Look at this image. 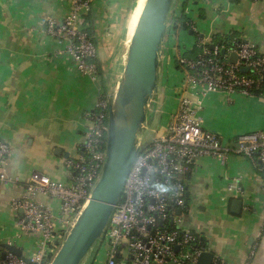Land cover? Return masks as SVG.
Instances as JSON below:
<instances>
[{"label": "crops", "instance_id": "1", "mask_svg": "<svg viewBox=\"0 0 264 264\" xmlns=\"http://www.w3.org/2000/svg\"><path fill=\"white\" fill-rule=\"evenodd\" d=\"M145 1L91 0L90 12L84 17V27L96 48L93 63L98 77L91 82L75 71L44 24L52 19L59 25L70 0H0V140L10 147L7 175L18 176L22 183L33 173L57 182L66 180L65 161L75 160L81 153L89 125L85 114L93 111L99 90L113 99ZM184 3L187 20L200 36L209 39V47L236 33V38L264 54V0H175L170 14L174 20L181 16ZM169 29L161 46L152 101L161 126L158 134L165 132L176 107L182 80L181 71L175 68L176 58L197 45L188 31L177 29L171 37ZM261 92L251 97L207 95L200 113L203 127L228 143L242 134L264 132V90ZM234 180L239 181L240 195L227 191ZM186 187L183 229L201 235L209 252L223 264H264V178L248 160L231 157L221 166L212 159H198L186 178ZM23 194L22 185L0 184V260L6 251L3 245L22 252L31 248L11 207L12 199ZM37 200L54 205L41 196ZM234 200L242 202L239 215L231 212ZM193 213L196 219H191ZM99 250L102 253L97 259ZM99 250L92 264H106L105 249ZM116 264L126 263L117 259Z\"/></svg>", "mask_w": 264, "mask_h": 264}, {"label": "built area", "instance_id": "2", "mask_svg": "<svg viewBox=\"0 0 264 264\" xmlns=\"http://www.w3.org/2000/svg\"><path fill=\"white\" fill-rule=\"evenodd\" d=\"M90 9L91 0H70L69 10L59 25L52 19L44 20V24L63 47L75 71L95 82L96 48L84 27V17ZM175 22L171 21L169 32L175 30ZM189 27L200 51L195 58L183 54L176 58L182 80L176 91L174 114L163 134L154 132L156 136L149 144L139 143L140 152L102 238L106 264H116L117 259L126 264H197L200 255L209 252L200 241L201 235L181 227L187 208L186 178L198 159H212L225 166L231 157H241L264 178L263 131L239 135L228 143L205 129L200 117L207 95L251 97L255 90L263 92L264 54L242 41L230 49L220 45L211 48L208 38L200 36L190 22ZM231 55L236 56L235 64L229 62ZM242 68L247 73L241 72ZM109 105L110 100L99 90L93 111L84 117L89 125L80 145L81 153L75 160L65 161L64 182L33 173L22 183L18 176L7 175L10 147L0 140V184L11 188L23 186L24 194L12 199L11 207L21 234L31 245L22 252L29 263L5 251L0 264H50L99 180L106 152ZM227 191L232 196L240 195L239 181L230 182ZM37 196L54 205L37 200ZM211 264L223 261L213 256Z\"/></svg>", "mask_w": 264, "mask_h": 264}, {"label": "water", "instance_id": "3", "mask_svg": "<svg viewBox=\"0 0 264 264\" xmlns=\"http://www.w3.org/2000/svg\"><path fill=\"white\" fill-rule=\"evenodd\" d=\"M174 1H145L130 40L122 76L110 100L106 152L99 180L88 204L50 264H92L101 246L127 175L140 152L138 134L154 118L153 106L152 110L149 109L157 92L160 51ZM221 55H224V51ZM229 62L235 64L236 56L231 55ZM241 72L247 73V69L242 68ZM241 209L242 202L234 200L231 212L239 215ZM176 215H180V212ZM2 247L29 263L21 250L8 245ZM4 255H1V260ZM212 259V253H203L197 264H211Z\"/></svg>", "mask_w": 264, "mask_h": 264}, {"label": "trees", "instance_id": "4", "mask_svg": "<svg viewBox=\"0 0 264 264\" xmlns=\"http://www.w3.org/2000/svg\"><path fill=\"white\" fill-rule=\"evenodd\" d=\"M230 2L231 3H236L237 0H230ZM185 9H186V4L184 3L182 5V13H181V16L178 19H176V22L174 23V29H176V30L177 29H181L183 31L190 32L189 21L187 20V18L185 16ZM236 37H237V34L236 33H232V35H229V36L224 37L222 39H218L216 45L223 46L225 49H230V48H232L234 46V44H237V43L241 42V40H239ZM216 39L217 38L214 39V42H215ZM199 51H200V48L196 45V46H194L192 48V50H190L187 53H184L183 56L186 57V58H195L197 56V54L199 53ZM175 68H176V70L181 71V67L178 65L177 62L175 64ZM259 91H261V90H255V91H253V93L255 95H257L259 93ZM200 241H201V243L204 246H207V243H206V241L203 238L200 239Z\"/></svg>", "mask_w": 264, "mask_h": 264}, {"label": "rangeland", "instance_id": "5", "mask_svg": "<svg viewBox=\"0 0 264 264\" xmlns=\"http://www.w3.org/2000/svg\"><path fill=\"white\" fill-rule=\"evenodd\" d=\"M192 2L194 3L195 2V0H192ZM173 20V17H172V15H170L169 16V20H168V27H169V25L170 24H172L171 23V21ZM175 31H176V29L174 30V31H171V32H169V36H171V37H174L175 36ZM187 52H189V51H186V52H184V53H187ZM178 71V70H177ZM179 73H180V71H179ZM180 75H181V73H180ZM149 110H152V105H150V109ZM168 110H166V112H167ZM160 124L158 123V120L154 117V118H152L147 124H146V129H143L139 134H138V138H139V140L141 141V143L142 144H149L151 141H152V139L156 136V134L154 133V132H157L158 133V131L160 130ZM196 213H198V212H196ZM189 214H188V218L187 219H189ZM187 217V214H185L184 213V215H183V217H182V222L183 221H185V218ZM191 219H196V217H195V214L193 213L192 214V216H191ZM190 220V219H189ZM181 222V223H182ZM100 247H102V250H103V248H104V246L103 245H101ZM102 253V251L101 250H99V254H98V256H97V259H99L100 257H101V254Z\"/></svg>", "mask_w": 264, "mask_h": 264}, {"label": "bare ground", "instance_id": "6", "mask_svg": "<svg viewBox=\"0 0 264 264\" xmlns=\"http://www.w3.org/2000/svg\"><path fill=\"white\" fill-rule=\"evenodd\" d=\"M137 26V25H136Z\"/></svg>", "mask_w": 264, "mask_h": 264}]
</instances>
